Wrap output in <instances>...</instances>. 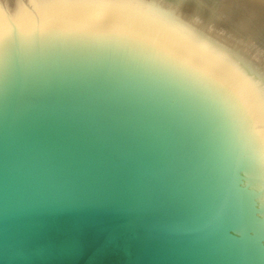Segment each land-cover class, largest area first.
I'll return each instance as SVG.
<instances>
[{
	"label": "water",
	"instance_id": "water-1",
	"mask_svg": "<svg viewBox=\"0 0 264 264\" xmlns=\"http://www.w3.org/2000/svg\"><path fill=\"white\" fill-rule=\"evenodd\" d=\"M0 264H264V66L156 0H0Z\"/></svg>",
	"mask_w": 264,
	"mask_h": 264
},
{
	"label": "bare ground",
	"instance_id": "bare-ground-1",
	"mask_svg": "<svg viewBox=\"0 0 264 264\" xmlns=\"http://www.w3.org/2000/svg\"><path fill=\"white\" fill-rule=\"evenodd\" d=\"M233 42L264 66V0H156Z\"/></svg>",
	"mask_w": 264,
	"mask_h": 264
}]
</instances>
